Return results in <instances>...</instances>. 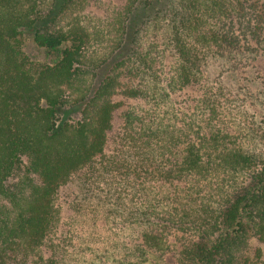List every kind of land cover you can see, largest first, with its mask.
Returning <instances> with one entry per match:
<instances>
[{"label": "trees", "instance_id": "obj_1", "mask_svg": "<svg viewBox=\"0 0 264 264\" xmlns=\"http://www.w3.org/2000/svg\"><path fill=\"white\" fill-rule=\"evenodd\" d=\"M90 1L0 0V264H264V5Z\"/></svg>", "mask_w": 264, "mask_h": 264}, {"label": "rangeland", "instance_id": "obj_2", "mask_svg": "<svg viewBox=\"0 0 264 264\" xmlns=\"http://www.w3.org/2000/svg\"><path fill=\"white\" fill-rule=\"evenodd\" d=\"M127 0H91L89 5L86 8V13L89 16H94V17H103L106 15H111L114 10H118L121 8ZM253 1H258L260 4L264 5V0H253ZM23 50L24 52L34 61L37 62H43L44 61V54L41 50H39L31 41L30 38L24 39L23 42ZM257 72L253 74V80H257L253 83H251L248 88L255 89L260 87V85H264V59L261 60L259 59L257 62ZM204 73V71H203ZM218 73L217 69V64L215 62L209 63L208 66L205 69V76L209 79L214 78ZM261 80H258L260 79ZM244 77H241L237 73H227L224 74L221 78L222 84L226 85L229 89H235L236 87H243L245 85V82L243 81ZM249 80H252L251 76H248L247 78V83ZM114 101L122 102L123 105L115 112L113 122H112V128L110 132V137L114 135L118 129L120 128L122 124L121 120V112L127 107V105L131 102L129 100H124L121 97H115ZM262 111L257 110L256 113L257 115H260ZM65 192L61 193L59 195V198L57 199V205L60 208V213H61V224H63V227L66 225H70V220L74 219L77 217L76 213L73 210L72 207V200L74 196L77 195V189L75 187V182L72 181L70 182L66 188H64ZM88 217L93 218L95 216V224L97 225L95 228H91L90 232H94L95 235V242L94 244H99V239L101 238L100 241H103L104 238L106 237L107 229L106 225L107 222L105 221V217L102 216V214L94 215L90 211L87 213ZM92 220V219H91ZM87 226V225H86ZM68 228V227H67ZM127 235V233H126ZM97 236V239H96ZM128 237V236H127ZM126 237V238H127ZM98 240V241H97ZM136 241V238L133 239V241ZM128 241L130 239L128 238ZM260 249L264 258V242L260 243L259 241L255 239H251L249 241V245L247 248L248 254H253V252L257 249ZM170 256H167V260H170Z\"/></svg>", "mask_w": 264, "mask_h": 264}]
</instances>
